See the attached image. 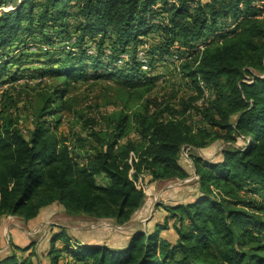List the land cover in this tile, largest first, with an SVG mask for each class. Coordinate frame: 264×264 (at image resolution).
<instances>
[{
	"label": "trees",
	"instance_id": "obj_1",
	"mask_svg": "<svg viewBox=\"0 0 264 264\" xmlns=\"http://www.w3.org/2000/svg\"><path fill=\"white\" fill-rule=\"evenodd\" d=\"M195 3L0 0V86L38 80L39 87L28 137L7 115L8 91L0 90V220L28 223L62 206L72 216L125 226L146 205L145 178L190 179L182 156L184 148L193 152V201L165 206L163 224L133 233L121 249L78 242L61 228L49 239L47 264H264V13L254 0ZM210 34L216 38L209 43ZM141 49L151 72L157 60L181 62L197 94L183 112L151 104L161 77L143 71ZM33 60L35 70L27 65ZM88 77L123 80L127 99L104 129L72 141L59 131L61 115L75 111L72 81ZM206 90L214 93L210 106L194 108L208 127L194 130L177 116ZM217 142L222 160L194 153ZM171 230L175 243L162 236ZM41 259L34 247L12 244L0 264Z\"/></svg>",
	"mask_w": 264,
	"mask_h": 264
},
{
	"label": "rangeland",
	"instance_id": "obj_2",
	"mask_svg": "<svg viewBox=\"0 0 264 264\" xmlns=\"http://www.w3.org/2000/svg\"><path fill=\"white\" fill-rule=\"evenodd\" d=\"M228 23L232 25L231 20ZM230 25L224 30L226 33L233 30L234 26ZM215 38L214 34L208 35V42L214 41ZM31 62L27 65L31 69H37L39 65L36 64V61L33 60ZM180 65V61L174 60L170 62L155 61L152 72L161 77V82L159 89L149 97V101L151 104L156 105L157 109L158 107L164 108L166 105H169L174 110L183 112L184 104H187L191 98H196L197 94L190 85L189 79L184 78ZM16 69L14 66L9 67V71L7 72L9 76H13ZM149 70L147 71L151 74L152 72ZM27 76L29 77L31 74ZM4 80H7L6 77ZM26 82L28 83L24 84ZM37 82L38 80H20L14 89H10V85L0 86L2 93L8 91L7 100L10 99L6 103L9 106V109L7 108V115L17 120L19 127L27 137L34 127V107L37 102L35 90L39 88L35 86ZM59 82L52 80V84L54 85H57ZM71 85L74 91V99L71 105L73 106L72 110L75 111L70 114L65 113L61 115L63 123L59 131L72 141L76 137L87 139L90 136V132H98L104 129L106 125L105 118L120 108L123 103L121 100L125 101L127 99L125 82L120 79L109 80L102 78L94 80L88 77L85 80L78 78L72 81ZM204 94L203 98L196 99L192 108L185 115L177 116L178 120L186 121L194 130L208 127L201 123L198 112L194 108V106H210L214 93L212 95L210 91L206 90ZM3 104L0 105V111L3 108ZM165 117L170 118L172 116L165 114ZM92 122L95 123V127L90 126ZM132 138H134V135H132ZM238 146L244 147L245 142L240 140ZM223 149V144L217 142L215 145L194 153H197L201 158L216 162L222 160L221 153ZM192 154L193 152L189 151V149H183L182 163L191 174L190 179L186 181L151 182L150 177L145 178V182L141 183V185L146 191L147 202L131 223L125 226H118L112 220H95L84 215L72 216L62 206H53L44 210L35 221L27 223L26 229L30 234L28 236L25 235V237H19V246L25 249L34 247L40 258L43 259H41L42 264H47L44 256L50 251L49 239L54 234L60 232L61 228H64L78 242L106 245L114 249L124 248L127 245L128 238L133 233L139 230L153 231L156 224L164 223L167 217L165 206L188 203L195 199L196 189L193 184L197 179L193 163L190 159ZM98 183L100 185L105 184L106 179L98 178ZM22 222L24 221L18 217H7L0 220V259L12 253V244H14L12 234H8V231L4 235V230H15L18 226L20 227ZM170 224L172 226L173 222L171 221ZM162 236L172 243H175L177 240L174 230L164 232ZM61 245L62 243L59 242L56 246L60 247ZM27 256L29 254L25 253L24 257Z\"/></svg>",
	"mask_w": 264,
	"mask_h": 264
},
{
	"label": "built area",
	"instance_id": "obj_3",
	"mask_svg": "<svg viewBox=\"0 0 264 264\" xmlns=\"http://www.w3.org/2000/svg\"><path fill=\"white\" fill-rule=\"evenodd\" d=\"M195 1H196L195 4H197V2L199 0H195ZM169 3H171V4L177 3V0H169ZM253 5L256 6L257 8H259L264 13V0H254ZM206 45H207V42H205L203 44H200L199 45V50L203 51L205 49ZM127 58H128V56H125L123 59H127ZM138 58H139L140 62L143 65V68H142L143 71L149 70V60H148V57L145 54V49H141L140 50ZM121 62L122 61H120V64H121Z\"/></svg>",
	"mask_w": 264,
	"mask_h": 264
},
{
	"label": "crops",
	"instance_id": "obj_4",
	"mask_svg": "<svg viewBox=\"0 0 264 264\" xmlns=\"http://www.w3.org/2000/svg\"><path fill=\"white\" fill-rule=\"evenodd\" d=\"M8 218H10V217H8ZM27 226H28V224L26 222H22L20 227L18 226V228L15 230L11 231L9 229L8 230L5 229L6 231L4 230V235L9 231L8 234H12V239H13L14 245L19 246V239H20L19 237L20 236L25 237V235L28 236L30 234L27 232V229H26ZM29 228H30V225H29ZM0 233H1V231H0ZM0 236H1V234H0ZM17 237H18V239H17Z\"/></svg>",
	"mask_w": 264,
	"mask_h": 264
}]
</instances>
